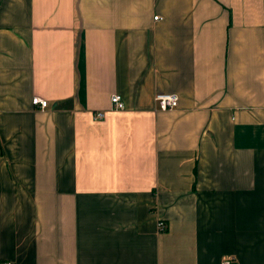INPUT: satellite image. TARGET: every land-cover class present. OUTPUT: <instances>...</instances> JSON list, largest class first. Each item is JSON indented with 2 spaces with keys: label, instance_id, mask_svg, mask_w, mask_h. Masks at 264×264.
Listing matches in <instances>:
<instances>
[{
  "label": "crops",
  "instance_id": "crops-1",
  "mask_svg": "<svg viewBox=\"0 0 264 264\" xmlns=\"http://www.w3.org/2000/svg\"><path fill=\"white\" fill-rule=\"evenodd\" d=\"M6 259L264 264V0H0Z\"/></svg>",
  "mask_w": 264,
  "mask_h": 264
},
{
  "label": "built area",
  "instance_id": "built-area-1",
  "mask_svg": "<svg viewBox=\"0 0 264 264\" xmlns=\"http://www.w3.org/2000/svg\"><path fill=\"white\" fill-rule=\"evenodd\" d=\"M155 18H158V15H155ZM154 99L156 100L158 109L166 110L167 108L175 107L178 105L179 102V95L176 92L171 91H158L154 95ZM110 101H112V108L114 109H123L126 106V102L122 98L121 94L119 93H113L110 96ZM33 102H39L41 107L48 106L49 103H47L46 99H42L40 96L36 95V97L33 98ZM105 115L104 110H95V112L92 113V116L94 119H101ZM157 225L159 229L165 230L167 227V223L164 219H159L157 221ZM230 259H224L221 264H230ZM0 264H14V261L10 259L2 260Z\"/></svg>",
  "mask_w": 264,
  "mask_h": 264
}]
</instances>
